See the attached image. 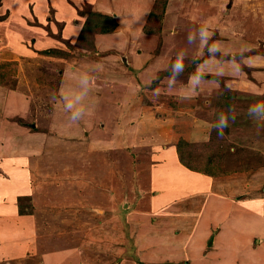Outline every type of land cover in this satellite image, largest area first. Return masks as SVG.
<instances>
[{
	"label": "rangeland",
	"instance_id": "1",
	"mask_svg": "<svg viewBox=\"0 0 264 264\" xmlns=\"http://www.w3.org/2000/svg\"><path fill=\"white\" fill-rule=\"evenodd\" d=\"M105 1L119 13L110 14L117 27L93 33L92 50L79 33L80 11L93 4L0 0V264H139L136 243L152 240V224L171 231L180 212L195 214L204 197L179 205L175 192L200 185L206 168L220 169L221 196L264 187L254 173L264 119L249 114L263 96L239 92L234 85L250 79L244 51L221 46L244 34L264 53V22L252 43L236 7L243 1L167 0V16L143 23L152 0ZM226 93L235 95L230 117L219 110ZM221 115L223 135L214 127ZM179 138L195 170L179 161ZM231 140L243 151L229 149ZM177 162L201 177L183 183ZM159 247V258L139 261L178 264Z\"/></svg>",
	"mask_w": 264,
	"mask_h": 264
},
{
	"label": "crops",
	"instance_id": "2",
	"mask_svg": "<svg viewBox=\"0 0 264 264\" xmlns=\"http://www.w3.org/2000/svg\"><path fill=\"white\" fill-rule=\"evenodd\" d=\"M84 1L85 3L87 2L90 3L91 5L93 4L95 10L101 11L103 13L112 14L114 16H117L119 14L114 12L113 8H111V5L106 3L105 0H100V1L84 0ZM232 1L234 2L236 0H232ZM237 1L244 2V4H238V6L236 7H238V9L240 7V9L242 10V15H241L242 17L243 16L245 17V15H247V19H245L246 24L243 25L242 28L244 29L245 34L248 33L250 37L253 38L254 41L252 43H254L255 40L258 38L257 36L259 35L257 34L252 35V32L258 29L259 25L264 22V0H237ZM152 4H153V0L148 5L149 8ZM198 4L200 3L198 2ZM228 4L230 5V8L234 7L233 6L234 4H231V0L228 2ZM206 6L209 5L206 3ZM167 8H165V13L169 12V9ZM149 10L150 9H148L147 13L144 14L143 19L141 20L142 22L140 21L141 23H143L144 19L148 15ZM164 16H167V13ZM84 18L85 17H83V21ZM136 22H138V20H136ZM210 28L211 27L209 26L208 30H210ZM232 33H234V31H232ZM238 33H241V31L237 32L236 35H239ZM222 35L223 34H220L219 32V37ZM211 36L214 37L212 33ZM239 36H237L238 37L237 41H233L231 44L223 43L221 45L225 50L226 49L233 51L237 50L241 53L244 51L240 55V61H242L243 64L246 66L247 68L246 71L249 72L250 76L248 77L250 79L248 78L246 80L242 79V81L238 83L239 85L241 84L240 85L241 87L237 84H235L234 86L238 87L237 89H239V92L243 91L242 87L248 86V91H254L252 93L249 92L250 95L262 94L263 97L259 101H264V65H263L264 57H256V55L259 54L261 55L264 53L258 51L257 48L254 47V44H250L249 42L248 43L243 42L244 40L242 38L245 37L244 34L241 37ZM221 46L219 43L212 45L211 50L213 49L219 50L220 49L219 47ZM211 59L213 61L215 58L210 57V59L207 61H210ZM108 63H110L109 66L111 67V62ZM229 75L231 76V74ZM251 78L257 82L258 86H252V84H250V81L252 80ZM249 99H253V98H248V100ZM233 117L234 118H232L231 126L233 125L235 120V116ZM262 140H264V138L258 136L254 140L255 143H257L259 146L257 151L258 155L256 154V159L257 158L261 159V162H258L259 166L257 167V169H255L254 172L257 175L256 179L259 178V182L262 180L264 181V177H263L264 176V142H262ZM229 149L233 151L234 150L243 151V149L240 146L234 145L232 140L229 143ZM245 156L246 155L242 154V159ZM176 167L186 172L185 174L181 175V177L186 176V180L183 181V183L185 184L189 185L190 180L195 181L197 180V177H201L200 175L197 176L195 172H192L189 169L187 170L178 162L176 163ZM21 174L24 173L21 172ZM202 178L204 179L202 181H199L200 185L198 186L191 185L190 187L185 186L184 187L185 191L179 192L177 190L175 192L176 199H178L179 201L178 202L179 205L185 203L184 202L185 200H188L187 202H189L193 198V196L191 195L198 194L204 197L200 201V204H197V210L195 211V214H192L189 211L185 213L180 212L179 215L177 216V220L180 225L178 226L175 225V227H173L174 229L171 231H169L170 229L166 227L165 224L164 225L152 224L151 229H149L145 234V236L147 237L150 236L152 240L147 238V240H150L149 242L144 238V236L138 238L137 240L138 241L136 243L137 258H139V260L142 261L143 260L146 261L147 255L151 260H153L156 257L159 258L158 256L159 252L157 250V246L158 247L162 246L159 248L160 250L163 248V250L161 251L163 252L164 256H166V260L170 262L176 261L178 264H180L181 262L179 261L180 259L186 260L187 264H199V262L206 264H264V187L263 185H262L263 189L258 190L257 188H255L254 192L251 191L252 189H249L246 195L250 196V200L247 199L246 201H244L245 200L244 198L247 197L246 195H242V194L238 195L235 194L236 192H227L225 195L221 196L220 193L215 192L217 191L215 190V188L218 185H216L214 181H218L219 180L218 178L211 175H207V177L204 176ZM223 198L225 199L224 201ZM227 205L229 206V208H227ZM179 208L180 210L185 209V208L183 209L181 206H179ZM192 208H189V210H191ZM170 209L167 211L168 213L172 211ZM188 226L191 227L188 228ZM146 227H143L142 229L144 230ZM190 229L191 231H189ZM149 231L152 234H150ZM174 232H179V233L177 235H174ZM147 233H149V235ZM209 237L212 239L211 245H208L210 244ZM141 247H143V249L147 248L146 255L140 249ZM203 251H206V256H207L206 261H203L201 258V254H203ZM66 252L67 251H65V253ZM58 256L60 255L57 254V257ZM157 263H160L158 259L155 260V263L153 264H157Z\"/></svg>",
	"mask_w": 264,
	"mask_h": 264
},
{
	"label": "trees",
	"instance_id": "3",
	"mask_svg": "<svg viewBox=\"0 0 264 264\" xmlns=\"http://www.w3.org/2000/svg\"><path fill=\"white\" fill-rule=\"evenodd\" d=\"M167 4V0H154L153 2V7L151 9V11L148 13L147 16V20L149 18H155L156 21H159V19L161 18L162 14L165 11V7ZM85 7H88L89 9H82L80 11L81 15H83L84 21L81 27V31L79 33V38L82 41H86L87 42V48L90 49H94V45L91 41H89V38H91V36L93 35V33H111L113 32L116 27H117V21L116 19L108 14V13H103L101 11L98 10H93L91 8L90 5H86ZM158 7V11L157 13L154 12V10ZM1 17V16H0ZM0 20H2V18H0ZM144 32H154L151 29H147L146 27L143 28ZM46 53H48L46 51ZM59 53V51L57 52ZM234 97L235 95L233 93H231V95L223 94L222 95V104L219 105V110L220 112H225L229 115L232 114L233 109H234ZM229 123V122H228ZM227 128V127H226ZM224 128V129H226ZM187 142L183 139V138H179L177 144H176V149H177V154L179 157V161L184 164L185 166H187V168L191 169V170H195V168L193 166H191L189 164L188 160H185L184 158V153L182 151V146L185 145ZM206 172L207 174L213 176V175H217L219 173H221L220 169L216 166V167H208L206 168ZM21 197V196H20ZM19 197V198H20ZM21 205V203H19ZM20 212H22L20 210ZM139 264H145L142 261H137Z\"/></svg>",
	"mask_w": 264,
	"mask_h": 264
},
{
	"label": "clouds",
	"instance_id": "4",
	"mask_svg": "<svg viewBox=\"0 0 264 264\" xmlns=\"http://www.w3.org/2000/svg\"><path fill=\"white\" fill-rule=\"evenodd\" d=\"M174 69L179 72L182 70L183 65L180 61L173 66ZM249 114L252 115L254 118H264V104H257L254 105L249 109ZM234 118V117H233ZM228 126V117L221 115L219 117L218 122L214 125L219 130V133L223 135V129Z\"/></svg>",
	"mask_w": 264,
	"mask_h": 264
}]
</instances>
